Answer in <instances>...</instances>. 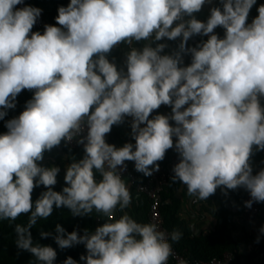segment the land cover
<instances>
[{"label": "clouds", "instance_id": "clouds-1", "mask_svg": "<svg viewBox=\"0 0 264 264\" xmlns=\"http://www.w3.org/2000/svg\"><path fill=\"white\" fill-rule=\"evenodd\" d=\"M206 2L211 0H70L58 8L59 27L45 25L41 34L32 31L41 9L0 0V120L22 90H34L0 134V220L30 214L26 225H15V244L37 264H54L57 253L34 243L30 229L62 207L73 216L95 210L109 218L83 235L59 224L54 236L41 231L61 249L84 244L85 264H168L172 242L182 233H165L124 212L132 195L121 172L133 161L137 172L151 176L173 147L179 162L172 182L186 185L189 196L207 200L218 187H243L251 196L246 207L264 202V169L253 175L250 164L253 147L264 150V4L249 24L256 0H220L222 8L212 7L202 22L194 13ZM218 26L224 38L214 33ZM196 35L208 39L187 47ZM163 38H181L179 50L162 55L164 43L132 47ZM119 44L130 48L126 71L107 58ZM185 52L191 63L181 66ZM161 105L171 106V115L150 119ZM125 117H132L135 144L107 143L106 134ZM85 127L87 135L77 141L84 156L67 166V186L55 191L59 167L39 162ZM40 185L47 190L33 202ZM117 211L123 214L113 219ZM63 264L77 261L68 257Z\"/></svg>", "mask_w": 264, "mask_h": 264}, {"label": "trees", "instance_id": "trees-1", "mask_svg": "<svg viewBox=\"0 0 264 264\" xmlns=\"http://www.w3.org/2000/svg\"><path fill=\"white\" fill-rule=\"evenodd\" d=\"M70 3V0H26L27 6L37 7L43 12L48 13L50 20L57 26L56 17L58 15V8L61 6L66 7ZM32 30H35L33 27ZM219 38H224V34H217ZM159 43H164L167 46L172 43H176V40H168L163 38ZM127 44H119L114 47L108 54L107 58L110 62L117 65H122V59L126 56ZM172 54L169 50L164 49L161 53ZM191 63V55H189L188 65ZM34 90L29 91L27 89L22 90L16 98V106L13 109H7V115L0 120V134L7 132L6 123L15 117L25 109L26 102L32 99ZM2 110V109H0ZM169 115L166 113V106L161 107L150 114V119L155 115ZM173 121H170L172 124ZM144 126V125H143ZM113 143L117 147H122L127 141L122 138V128L118 125L112 127L108 135V141ZM135 144V140L133 141ZM171 155V149L167 150L165 158L160 161V166H167ZM84 156L82 151L72 150L66 146L62 141L57 147H54L51 151L44 153V159L39 162L43 167H59L60 172L57 176V184L53 187L55 191H62L63 187H66L64 181V175L66 173L67 166L74 161H79ZM66 157V158H64ZM132 169L136 174L144 179L143 173L135 170L133 161H130ZM101 177L97 173L96 180L99 181ZM184 184L176 181L172 182V178L169 180V184L166 191L162 193L161 200V212L164 218L165 226L168 230H178L182 233V238L178 242H172L173 246L182 254H184L191 261L197 260H209L212 258H222L226 252H236L234 255V262L240 255V243L233 237V232L237 228V219L242 213V192L240 190H227L218 187L215 194L209 198L212 200V209L210 213L214 216L217 223L212 233L203 234L195 233L190 223L182 218V199L179 194L181 187ZM47 189L40 185L33 190L32 200L33 202L39 198L40 194ZM132 200L134 201L133 212L143 213V219L145 223L148 221V209L149 199L145 196H139L135 198V191H131ZM136 199V200H135ZM261 204V202H258ZM125 212V211H124ZM118 216L123 213L117 211ZM30 215V214H28ZM28 215H21L15 221L0 220V264H37L35 257L31 253L20 250L15 244L16 234L14 231L16 224L26 225L28 222ZM131 216V215H130ZM97 217H101L105 220L107 217L101 213H97L95 210L90 215L86 216H73L67 208L54 209L53 214L47 219H38L37 224L33 226L30 231L34 243H39L43 246L52 247L57 255L54 264H63L68 258L72 257L77 261V264H85L80 257L87 255V250L84 244H76L72 247L61 249L56 244L52 236L42 238L41 231L51 232L54 236L56 225L59 224L66 232L77 231L80 235L84 234V230L94 232L98 227L96 224ZM132 217V216H131Z\"/></svg>", "mask_w": 264, "mask_h": 264}, {"label": "crops", "instance_id": "crops-1", "mask_svg": "<svg viewBox=\"0 0 264 264\" xmlns=\"http://www.w3.org/2000/svg\"><path fill=\"white\" fill-rule=\"evenodd\" d=\"M264 4V0H256V4L253 5L250 10L247 23H251L252 20L258 15V7ZM212 7H217L214 2H206L202 7L201 11L198 13H194L195 17L202 21L206 22L210 16V10ZM189 17H185L188 19ZM215 34H225V30L222 27H217L214 30ZM208 39L207 36L196 35L189 39L187 42V47H196L202 41H206ZM163 40V39H162ZM160 41H140L133 42L132 47H135L138 50H142L145 43L151 44L152 47H155L157 43ZM181 42V38L176 39V43H172L167 46L165 49L169 50L170 53H174L179 50V44ZM128 46V45H127ZM127 54V53H126ZM182 65L188 66V60L190 53H182ZM126 56L122 59V65L119 64L117 66L119 69H124L126 71ZM261 104L264 105V98H261ZM166 106V113L171 115V106ZM186 107V106H185ZM131 123L132 117H125L124 122L119 124L122 128V138L127 141V143H133L134 139L131 135ZM173 126H175V122H172ZM116 125H113L114 127ZM143 127V125H141ZM112 130V129H111ZM108 134L105 136L106 142L108 141ZM177 138L173 137L174 143ZM66 158V157H64ZM160 166V161L157 162ZM251 167L253 169V175L258 173L260 170L264 169V150L257 151L255 146L253 147V155L250 160ZM157 172V171H155ZM100 176V175H99ZM126 185L129 187L130 191L133 189L129 182L126 179H123ZM179 194L182 199V218L190 223L195 233H203L210 234L213 232L215 225L217 223L214 216L210 213L212 209V200L208 198L207 200H199L196 197L189 196L187 194L186 185H183L179 191ZM137 199L138 197L135 196ZM135 199V200H136ZM261 213L257 217V219L253 223L246 222L242 215L237 219V228L233 232V237L240 243V255L235 260L234 264H264V233L260 231L262 227H264V202H261ZM134 209V201L132 200L131 205L124 209L129 215L132 216L137 222L145 223L143 219V213L141 212H133ZM148 217V216H147ZM119 216L116 214V219Z\"/></svg>", "mask_w": 264, "mask_h": 264}, {"label": "built area", "instance_id": "built-area-1", "mask_svg": "<svg viewBox=\"0 0 264 264\" xmlns=\"http://www.w3.org/2000/svg\"><path fill=\"white\" fill-rule=\"evenodd\" d=\"M217 7L222 8L220 0H211ZM27 6L26 0L23 4L17 5L16 8H22ZM37 8V7H36ZM45 25L56 26L49 18L48 13L41 11L40 17L37 19L36 24L33 26L35 30L33 32L39 31L43 34ZM130 51L129 46L126 48V53ZM155 111V110H154ZM153 111V112H154ZM87 135V128L78 137H74L72 141L65 142L66 146L72 150L82 151L84 153V147L82 144L77 143L78 139ZM109 144H113L107 142ZM114 145V144H113ZM179 162V154L176 152L175 147L171 149L170 160L165 167H161L159 171L153 172V175L146 176L144 179L140 178L136 172L133 171L130 161H126V168L121 172L122 179H126L130 186L135 191V196H145L149 199V209H148V221L149 223H155L158 229L165 232L171 233L164 223V218L161 212L162 200L161 196L169 184V180L173 177V168ZM238 190L242 192V218L248 222L253 223L261 213V206L257 202H253L251 208L246 207L245 202L251 199L250 193L243 187H238ZM107 217L103 220L101 217H97L96 224L101 226L104 221L108 220ZM116 219V216L113 218ZM173 254L169 257L168 264H234V257L236 252H226L222 258H212L209 260H197L191 261L184 254L180 253L172 243Z\"/></svg>", "mask_w": 264, "mask_h": 264}]
</instances>
